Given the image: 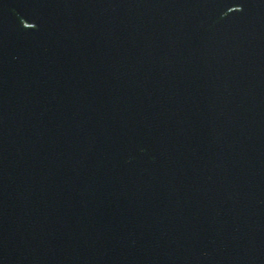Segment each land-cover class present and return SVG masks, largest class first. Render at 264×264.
<instances>
[{"label": "water", "instance_id": "1", "mask_svg": "<svg viewBox=\"0 0 264 264\" xmlns=\"http://www.w3.org/2000/svg\"><path fill=\"white\" fill-rule=\"evenodd\" d=\"M0 264H264V0H0Z\"/></svg>", "mask_w": 264, "mask_h": 264}]
</instances>
